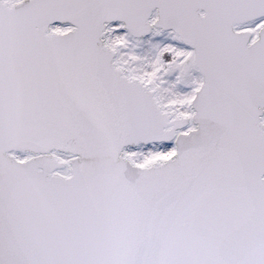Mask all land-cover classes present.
Listing matches in <instances>:
<instances>
[{
    "label": "water",
    "instance_id": "obj_1",
    "mask_svg": "<svg viewBox=\"0 0 264 264\" xmlns=\"http://www.w3.org/2000/svg\"><path fill=\"white\" fill-rule=\"evenodd\" d=\"M261 19L264 0H0V264H264V24L237 31ZM116 22L191 50L192 119L117 65ZM173 140L147 168L124 153Z\"/></svg>",
    "mask_w": 264,
    "mask_h": 264
},
{
    "label": "rangeland",
    "instance_id": "obj_2",
    "mask_svg": "<svg viewBox=\"0 0 264 264\" xmlns=\"http://www.w3.org/2000/svg\"><path fill=\"white\" fill-rule=\"evenodd\" d=\"M188 53V50H186ZM132 65L145 71L148 80L159 85L169 103L187 111V103L197 81L188 83L185 56L170 36L147 39V48L142 44L130 45L127 52ZM162 59V60H161Z\"/></svg>",
    "mask_w": 264,
    "mask_h": 264
},
{
    "label": "bare ground",
    "instance_id": "obj_3",
    "mask_svg": "<svg viewBox=\"0 0 264 264\" xmlns=\"http://www.w3.org/2000/svg\"><path fill=\"white\" fill-rule=\"evenodd\" d=\"M201 81H202V78L198 75V81H197V85H199L200 83H201ZM162 96V100H163V104H164V107L166 106V103H165V100H164V96L163 95H161ZM166 146V145H165ZM173 151V150H172ZM137 154V156L138 157H140L139 155H141V153L140 152H137L136 153ZM133 160V159H132ZM133 161H135V160H133ZM148 162H152V160H149ZM135 163L139 166V165H145V164H143V163H140V162H136L135 161Z\"/></svg>",
    "mask_w": 264,
    "mask_h": 264
},
{
    "label": "trees",
    "instance_id": "obj_4",
    "mask_svg": "<svg viewBox=\"0 0 264 264\" xmlns=\"http://www.w3.org/2000/svg\"><path fill=\"white\" fill-rule=\"evenodd\" d=\"M182 53H183L184 55H187L186 50H185L184 48H182ZM185 57H186V56H185Z\"/></svg>",
    "mask_w": 264,
    "mask_h": 264
}]
</instances>
